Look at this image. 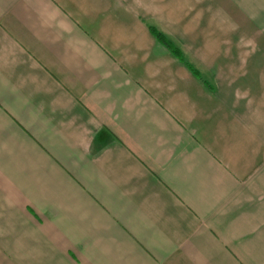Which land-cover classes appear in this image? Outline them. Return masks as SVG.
Returning <instances> with one entry per match:
<instances>
[{"label":"crops","instance_id":"1","mask_svg":"<svg viewBox=\"0 0 264 264\" xmlns=\"http://www.w3.org/2000/svg\"><path fill=\"white\" fill-rule=\"evenodd\" d=\"M0 264H264V0H0Z\"/></svg>","mask_w":264,"mask_h":264},{"label":"trees","instance_id":"2","mask_svg":"<svg viewBox=\"0 0 264 264\" xmlns=\"http://www.w3.org/2000/svg\"><path fill=\"white\" fill-rule=\"evenodd\" d=\"M150 28L154 33V36L158 39L161 44L168 48L170 52L179 60L183 61L195 75H199L198 69L186 60L183 51L171 37H169L164 31L159 30L153 26H151Z\"/></svg>","mask_w":264,"mask_h":264}]
</instances>
